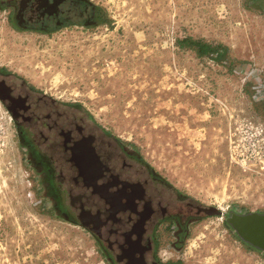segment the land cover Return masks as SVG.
<instances>
[{
    "label": "rangeland",
    "instance_id": "1",
    "mask_svg": "<svg viewBox=\"0 0 264 264\" xmlns=\"http://www.w3.org/2000/svg\"><path fill=\"white\" fill-rule=\"evenodd\" d=\"M90 1L98 25L49 34L0 14V70L80 106L220 212L190 239L188 264H264L226 224L264 215V0ZM0 264H106L41 198L1 103Z\"/></svg>",
    "mask_w": 264,
    "mask_h": 264
},
{
    "label": "flooded vegetation",
    "instance_id": "2",
    "mask_svg": "<svg viewBox=\"0 0 264 264\" xmlns=\"http://www.w3.org/2000/svg\"><path fill=\"white\" fill-rule=\"evenodd\" d=\"M0 14L18 31L44 34L100 22L90 0H0ZM0 103L41 198L90 234L106 264H188L187 244L219 211L180 191L80 106L20 73L0 70Z\"/></svg>",
    "mask_w": 264,
    "mask_h": 264
},
{
    "label": "water",
    "instance_id": "3",
    "mask_svg": "<svg viewBox=\"0 0 264 264\" xmlns=\"http://www.w3.org/2000/svg\"><path fill=\"white\" fill-rule=\"evenodd\" d=\"M263 221L264 215L232 214L226 224L241 242L264 254Z\"/></svg>",
    "mask_w": 264,
    "mask_h": 264
}]
</instances>
